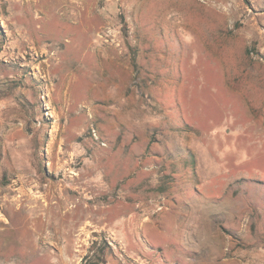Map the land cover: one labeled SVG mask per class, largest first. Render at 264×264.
Here are the masks:
<instances>
[{"label": "rangeland", "instance_id": "obj_1", "mask_svg": "<svg viewBox=\"0 0 264 264\" xmlns=\"http://www.w3.org/2000/svg\"><path fill=\"white\" fill-rule=\"evenodd\" d=\"M0 264H264V0H0Z\"/></svg>", "mask_w": 264, "mask_h": 264}]
</instances>
